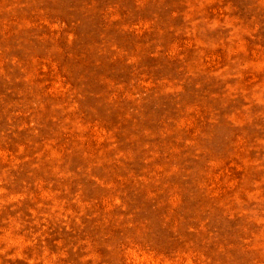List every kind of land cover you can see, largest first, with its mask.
<instances>
[{"label": "rangeland", "instance_id": "374dc122", "mask_svg": "<svg viewBox=\"0 0 264 264\" xmlns=\"http://www.w3.org/2000/svg\"><path fill=\"white\" fill-rule=\"evenodd\" d=\"M0 264H264V0H0Z\"/></svg>", "mask_w": 264, "mask_h": 264}]
</instances>
